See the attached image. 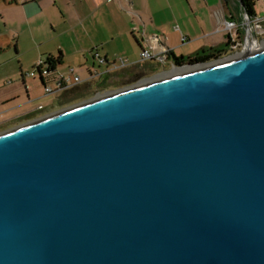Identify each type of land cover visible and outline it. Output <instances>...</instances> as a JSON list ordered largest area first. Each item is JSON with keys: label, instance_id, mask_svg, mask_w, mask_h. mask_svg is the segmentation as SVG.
Here are the masks:
<instances>
[{"label": "water", "instance_id": "1", "mask_svg": "<svg viewBox=\"0 0 264 264\" xmlns=\"http://www.w3.org/2000/svg\"><path fill=\"white\" fill-rule=\"evenodd\" d=\"M0 264H264V47L0 134Z\"/></svg>", "mask_w": 264, "mask_h": 264}, {"label": "crops", "instance_id": "2", "mask_svg": "<svg viewBox=\"0 0 264 264\" xmlns=\"http://www.w3.org/2000/svg\"><path fill=\"white\" fill-rule=\"evenodd\" d=\"M4 1L10 6L20 7L27 20L45 12L52 18L61 16L63 29L60 34L65 35L69 43L59 44L54 51L42 52L44 57L48 55L57 57L62 54V60L56 65L53 75L64 73L60 68L63 63L69 64V67L77 64L79 67H86V75L80 74L74 68L83 79H87L93 67H100L91 54L93 49H98L110 60L122 56L134 63L127 68L114 69L99 79L86 80L76 85L89 86L91 92L110 89L113 85L110 86L107 79L111 73L120 76V81L114 86H125L150 79L161 72L164 69L163 64L150 59L140 61L142 47L148 43L156 50H161L165 46L178 56L192 53V48H187L190 41L197 42V48H194L196 51L202 48H222L228 40L227 35L233 34L224 31V38L216 40V28L225 19L236 22L243 19L238 0H226L224 3L222 0H17L13 3L10 0ZM241 9L243 10L242 6ZM171 59L169 62L172 64ZM170 63L167 62L168 65ZM143 83L146 81L141 82ZM63 92L65 91L55 92L56 99L51 103H45L47 105L44 101L52 94L44 93L42 97L33 100L28 97L25 104L44 100L41 104L44 106L43 109H38L40 106L35 105L21 107V104H16L0 111L1 114L7 110L12 115L0 121V126H12L42 111L51 110L61 102L60 96Z\"/></svg>", "mask_w": 264, "mask_h": 264}, {"label": "rangeland", "instance_id": "3", "mask_svg": "<svg viewBox=\"0 0 264 264\" xmlns=\"http://www.w3.org/2000/svg\"><path fill=\"white\" fill-rule=\"evenodd\" d=\"M222 1L224 3L226 0ZM238 6L239 10L241 11L240 15L244 17L245 11L241 9L239 0ZM255 10L257 13L256 17L264 18V0L256 1ZM62 21L63 20L61 19V16L58 15V17L52 18L51 15L46 12L30 20H27L20 7L10 6L4 0H0V111L13 107L16 104H21V107H23V105L30 107L32 105L40 106L43 103L44 100H35L31 101V103L25 104L28 102V97L33 100L35 98L37 99L42 97L45 93L44 85L40 80V76L37 75V77H32L28 75V72L34 69V66L39 62L40 59L44 58L42 52H49L52 50L54 51L59 46V44L65 42L69 43L68 39H66V36L60 34L63 29V25L61 24L63 23ZM238 22L240 23L242 20ZM221 25L222 24L216 28L215 39L224 38L223 32L225 30L220 29L222 27ZM240 36L241 38L239 40L237 39V41L240 42L236 49L237 51L226 50L221 55L209 61L194 64L187 63L180 66L179 68L185 67L190 70H195L203 66L212 65L219 61L222 62L232 57L244 55L248 53L246 51L250 52V48L251 50H255V48L259 49L264 47V34L259 37L258 43H256V46L253 48L250 44V48H247L245 36L242 34H240ZM229 46L230 44L227 46L224 44L223 48H228ZM187 48H192L191 54L196 53L197 49L194 48H197V42H188ZM71 66L75 67L80 74L86 75V67H79L80 65L77 64H72ZM60 68L63 70V72L67 73L69 64L63 63ZM173 69H175V67H172L166 71L163 70L150 79L147 78L136 83L133 82L125 86H115L111 87L110 89L104 88L100 94H97L95 91L92 92L91 95H87L81 99L73 100L66 104H62L61 102L57 103L56 107L52 108L51 110L48 109L42 111L40 114L32 116L25 121L17 122L12 126H0V134L13 130L19 126H23L31 121H36L48 115L50 116L59 111L66 110L76 105H81L90 100L93 101L104 95H112L119 91H124L131 87L139 86L141 85V82H153L163 77L165 78L166 76L178 74L176 71L175 73ZM180 72H182V70H180ZM23 75H25L24 78ZM56 94L57 93L49 96L47 100L44 101V104L49 102L51 103L54 99H56ZM10 116L12 115L6 110L0 114V121L5 120L6 118L8 119Z\"/></svg>", "mask_w": 264, "mask_h": 264}, {"label": "built area", "instance_id": "4", "mask_svg": "<svg viewBox=\"0 0 264 264\" xmlns=\"http://www.w3.org/2000/svg\"><path fill=\"white\" fill-rule=\"evenodd\" d=\"M220 29L229 31L233 34L231 37L232 44L228 48L227 51H237V47L239 46L238 35L242 34L245 36L246 41L250 37V32L248 29L252 28V34L258 43L259 37L264 34V18L254 17L249 20L245 15L242 19V22H236V20H228L225 19L221 25ZM170 49L167 47H163L161 50H156L153 46L148 43L142 47V51L140 54V61L149 60L150 61H165L170 55ZM91 54L93 55V59H95L98 63V66L93 67L90 70L89 76L87 79H83L75 70L74 67H69L67 73H60L58 75H53L50 72L48 57H44L39 60V62L34 66L28 75L30 76H40V80L44 85L45 94H53L55 92L66 91L76 85H79L83 81L86 80H95L101 78L104 74H109L111 71L117 68H127L132 66L134 63L126 57L118 56L116 60H110L107 56L101 54L98 49H93ZM102 90H98L96 93L100 94ZM44 106L40 105L38 109H43Z\"/></svg>", "mask_w": 264, "mask_h": 264}, {"label": "trees", "instance_id": "5", "mask_svg": "<svg viewBox=\"0 0 264 264\" xmlns=\"http://www.w3.org/2000/svg\"><path fill=\"white\" fill-rule=\"evenodd\" d=\"M15 1L17 0H10L11 3ZM256 1L257 0H239L240 5L242 6L243 10L249 14L250 18H254L257 15L256 10H255ZM227 37H228V40L227 42H225V46L229 45L231 42L230 35H227ZM226 49L227 48H223V47L222 48L221 47H211L208 49L202 48L198 50L196 53L190 54L187 56H184V55L178 56L173 51H170L169 57L172 58L173 61L176 64H178V66H181L186 63L194 64V63L209 61L221 55L223 52L226 51ZM47 57H48V63L50 64L49 65L50 72L53 74V72L55 71L56 65L60 63L62 60V54L60 53L59 56L57 57H52L51 55H48ZM24 77L25 75H23V78ZM85 88L86 87L75 86L63 92L60 96L62 104H66L73 100L83 98L84 93H85Z\"/></svg>", "mask_w": 264, "mask_h": 264}, {"label": "flooded vegetation", "instance_id": "6", "mask_svg": "<svg viewBox=\"0 0 264 264\" xmlns=\"http://www.w3.org/2000/svg\"><path fill=\"white\" fill-rule=\"evenodd\" d=\"M241 38V36H240V34L238 35V40ZM237 41V40H236ZM233 42V41H232ZM232 42H230V45L232 44ZM230 47V46H229ZM228 47V48H229ZM228 48L226 49V50H228ZM170 57H168L165 61L163 60V61H157V62H159L160 64H163L164 65V71H166V70H168V69H171L172 67H175V68H178V69H182V68H179L178 67V64H176L174 61H173V63L171 64L169 61H170ZM171 60H173V59H171ZM167 62L168 63H170V67H168L169 65L167 64ZM187 64V63H186ZM182 66V65H181ZM183 68H185V67H183ZM162 70V71H163ZM107 81H109V83H110V86H112V87H115L114 85L118 82V81H120V76H119V74H117V73H111L110 75H109V77H108V79H107ZM85 93L87 94V95H91V90L89 91V86L88 87H86L85 88ZM87 95H84V96H87Z\"/></svg>", "mask_w": 264, "mask_h": 264}, {"label": "bare ground", "instance_id": "7", "mask_svg": "<svg viewBox=\"0 0 264 264\" xmlns=\"http://www.w3.org/2000/svg\"><path fill=\"white\" fill-rule=\"evenodd\" d=\"M252 28H250V29H248L249 30V32H250V37H249V39H248V42L246 43V47L247 48H250V45H252V48L254 47V46H256V40H255V38H254V36H253V34H252V30H251ZM250 44V45H249ZM263 48V47H262ZM259 49H261V48H259ZM258 48H255V50H251V48H250V52L252 53V52H254V51H256V50H259ZM246 52H248V53H250L249 51H246ZM247 54V53H246ZM242 56V55H241ZM174 70V72L176 71L178 74H180V73H183V72H186V71H188V70H190V69H188V68H182V69H178V68H175V69H173ZM180 70H182V72H180ZM175 72V73H176ZM175 75V74H174ZM172 76V75H171ZM167 77H170V76H166L165 78H167ZM164 78V77H163ZM164 78V79H165ZM162 79V78H161ZM158 80H160V79H158ZM155 81H157V80H155ZM154 82V81H153ZM148 83V82H147ZM150 83V82H149ZM144 84H146V83H144ZM141 85H143V84H141ZM122 92V91H121ZM104 96H106V95H104ZM103 97V96H102ZM99 98H101V97H99Z\"/></svg>", "mask_w": 264, "mask_h": 264}]
</instances>
